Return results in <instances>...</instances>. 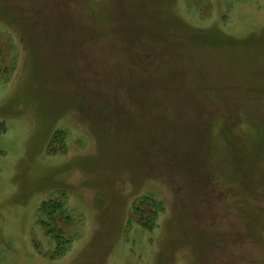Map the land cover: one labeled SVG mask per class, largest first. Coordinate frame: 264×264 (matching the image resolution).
<instances>
[{"label": "rangeland", "instance_id": "rangeland-1", "mask_svg": "<svg viewBox=\"0 0 264 264\" xmlns=\"http://www.w3.org/2000/svg\"><path fill=\"white\" fill-rule=\"evenodd\" d=\"M0 119V264H264V0H0Z\"/></svg>", "mask_w": 264, "mask_h": 264}, {"label": "trees", "instance_id": "trees-1", "mask_svg": "<svg viewBox=\"0 0 264 264\" xmlns=\"http://www.w3.org/2000/svg\"><path fill=\"white\" fill-rule=\"evenodd\" d=\"M5 130V123L0 119V134ZM62 137L60 131L53 132L50 142L54 139L58 141L62 139ZM145 204H148V211L143 210ZM160 210V203L150 200L146 196L138 197L132 202V214L136 217V223L145 229L154 227L155 217ZM38 214L40 216L38 223L43 227L45 233L54 243L51 257H60L69 248L72 242L71 238L66 235L69 220L65 213L63 200L60 198L43 200L38 208Z\"/></svg>", "mask_w": 264, "mask_h": 264}, {"label": "bare ground", "instance_id": "bare-ground-1", "mask_svg": "<svg viewBox=\"0 0 264 264\" xmlns=\"http://www.w3.org/2000/svg\"><path fill=\"white\" fill-rule=\"evenodd\" d=\"M174 66H175V69H181L182 64H180V62L177 61V62H175ZM187 86H189V85H187ZM190 88L194 89V92L197 93V94L198 93H202V94H205V95H209V93L212 92V91H214V94L216 93L215 90H214V87H204V86H196V85L191 86L190 85ZM210 95H213V94H210ZM218 97L222 98V96H220V95H218ZM222 99H227V98H222ZM226 105H228V104H226Z\"/></svg>", "mask_w": 264, "mask_h": 264}]
</instances>
